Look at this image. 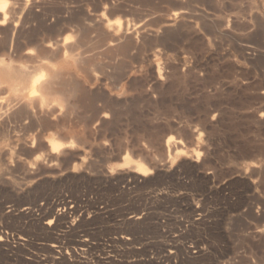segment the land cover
<instances>
[{
  "label": "rangeland",
  "instance_id": "obj_1",
  "mask_svg": "<svg viewBox=\"0 0 264 264\" xmlns=\"http://www.w3.org/2000/svg\"><path fill=\"white\" fill-rule=\"evenodd\" d=\"M18 1L0 103L17 67L67 92L0 104V264H264V0Z\"/></svg>",
  "mask_w": 264,
  "mask_h": 264
},
{
  "label": "bare ground",
  "instance_id": "obj_2",
  "mask_svg": "<svg viewBox=\"0 0 264 264\" xmlns=\"http://www.w3.org/2000/svg\"><path fill=\"white\" fill-rule=\"evenodd\" d=\"M14 1V0H13ZM21 2H22V0H20ZM37 1V0H36ZM39 1V0H38ZM11 2H12V0H11ZM17 2H19L18 0H17ZM46 2V1H45ZM44 1H43V3H45ZM13 3H16V2H13ZM26 3H28V2H26ZM41 3H42V0H41ZM9 4H12V3H10V1H9ZM9 4H7L8 6H9ZM33 4H35L34 2H33ZM14 5V4H13ZM28 4H25L24 2H22V3H20V5L18 6V7H11L9 10H6V11H9V16L11 15V13L13 14V16H10V17H12V21H13V26L14 27H17V28H20V27H18V26H20V21H19V17H18V19H17V17L15 16L14 17V14H15V11H16V9L15 8H17V11L18 12H20L21 13V11H23L26 7H27V10H30L29 8H28V6H27ZM31 5H32V3H31ZM30 5V6H31ZM44 5V4H43ZM17 6V5H16ZM29 6V7H30ZM35 6V5H34ZM34 6L32 5V7L34 8ZM39 6V5H38ZM50 6V5H49ZM40 7H41V5H40ZM5 8H6V4L5 3H0V14H1V17H0V25H3L5 22H6V20H8V16H7V12L5 11ZM32 9V8H31ZM36 9H39V8H36ZM35 9V10H36ZM44 9H46V7L44 8ZM50 9V8H49ZM33 10V9H32ZM61 10V9H60ZM64 10V9H63ZM31 11V10H30ZM26 12V11H25ZM64 12V11H63ZM67 12H68V10H67ZM66 12V13H67ZM29 14V13H28ZM27 14V15H28ZM35 14V13H34ZM17 16H18V14H16ZM31 15H33V14H31ZM30 15V17H32ZM56 16V15H55ZM50 17V16H49ZM52 17H54V16H52ZM51 17V18H52ZM91 17V16H90ZM101 17V16H100ZM99 17V18H100ZM26 18V17H25ZM33 18V17H32ZM66 18V17H65ZM24 18L22 17V20H23ZM29 19V18H28ZM35 19V18H34ZM37 19V18H36ZM41 19V18H40ZM42 19H43V17H42ZM90 19H93V18H90ZM98 19V18H97ZM20 20H21V18H20ZM61 20H62V18H61ZM95 20V19H94ZM101 20V19H100ZM107 20V19H106ZM10 21V20H9ZM11 21V22H12ZM32 21V20H31ZM54 21V20H53ZM56 21V20H55ZM169 21V20H168ZM36 21L34 20V22L33 23H35ZM42 22V21H41ZM88 22V21H87ZM89 22H92L91 20L89 21ZM101 22V21H100ZM28 23V22H27ZM32 23V22H31ZM98 23V22H97ZM38 24V20H37V22H36V25ZM40 24V23H39ZM83 24H85L84 22H83ZM91 24H93V22L91 23ZM91 24H89V26H91ZM95 24V23H94ZM31 25V24H30ZM40 25H42V24H40ZM39 25V26H40ZM44 25V24H43ZM46 25V24H45ZM45 25H44V27H45ZM81 25H82V23H81ZM80 25V26H81ZM95 25H100V24H95ZM11 26V25H10ZM35 26V25H34ZM50 26V25H49ZM88 26V28H91V27H89ZM101 26V25H100ZM99 26V27H100ZM109 26H110V24H109ZM1 27V26H0ZM5 27V26H4ZM32 27V26H31ZM36 27V26H35ZM37 27H38V25H37ZM44 27H41V28H43V30H44ZM86 27V26H85ZM93 27V26H92ZM95 27V26H94ZM93 27V28H94ZM3 28V27H2ZM26 28H27V24H26ZM40 28V27H39ZM45 28H47V27H45ZM112 28V27H111ZM110 28V29H111ZM4 29V28H3ZM3 29H2V31H3ZM6 29V28H5ZM5 29H4V33L7 31V33H9V31L8 30H6L5 31ZM12 30H13V27L11 28ZM52 29V28H51ZM101 29V28H100ZM121 29H122V27H121ZM35 30V29H34ZM83 30H85V29H83ZM14 31L15 30H13V33L12 34H14ZM27 31V30H26ZM45 31V30H44ZM78 31H79V29H78ZM82 31V30H81ZM96 31V27H95V29H94V32ZM106 31V30H105ZM0 32H1V30H0ZM37 32V31H36ZM45 32H47V31H45ZM50 33L52 32L51 30L49 31ZM80 32V31H79ZM90 32H92V30L90 31ZM119 32V31H118ZM122 32V31H121ZM128 32H130V31H128ZM16 33V32H15ZM43 33V32H42ZM56 33V32H55ZM131 33V32H130ZM51 34H53V33H51ZM125 34V33H124ZM123 34V35H124ZM6 35V34H5ZM4 35V36H5ZM37 35V34H36ZM44 35V34H43ZM42 35V36H43ZM54 35V34H53ZM52 35V36H53ZM90 35V34H89ZM118 35V34H117ZM127 35V34H126ZM7 36V35H6ZM24 36V35H23ZM41 36V35H40ZM49 36V35H48ZM84 36V35H83ZM119 36H121V34H119ZM130 36H132V35H130ZM9 37V36H8ZM31 37V36H30ZM109 37V36H108ZM112 37V36H111ZM114 37V36H113ZM11 38H12V36H11ZM16 38V37H15ZM24 38V37H23ZM26 38V37H25ZM28 38H29V36H28ZM49 38V37H48ZM54 38H55V40H57L56 39V37L54 36ZM83 38V37H82ZM88 39H89V37H87ZM98 38V37H97ZM103 40L104 39H106V38H103V37H101ZM17 39V38H16ZM21 39V38H20ZM44 40H45V38H43ZM75 39H77V37L75 38ZM74 39V40H75ZM79 39V38H78ZM84 39V38H83ZM96 39V38H95ZM22 40V39H21ZM24 40V39H23ZM26 40V39H25ZM32 40V39H31ZM35 40V39H34ZM48 39L46 38V41H47ZM59 40L60 39H58L57 41L59 42ZM80 40V39H79ZM85 40H86V37H85ZM85 40H83L82 42H85ZM91 40V39H90ZM110 40H112V39H110ZM19 41V40H18ZM33 41V40H32ZM43 41V40H42ZM73 41V40H72ZM87 41V40H86ZM89 41V40H88ZM88 41H87V43H88ZM97 41V40H96ZM112 41H114V40H112ZM117 41V40H116ZM26 42H27V40H26ZM41 41H39V43H40ZM45 42V41H44ZM49 42V41H48ZM55 42V41H54ZM53 42V43H54ZM81 42V41H80ZM118 42H119V40H118ZM12 43V42H11ZM10 43V44H11ZM14 43H15V41H14ZM16 43H17V40H16ZM19 43V42H18ZM18 43H17V45H18ZM35 43V42H34ZM33 43V44H34ZM67 43H69L68 42V39H64V41H63V46L65 45L66 46V44ZM73 44H74V42H72ZM100 43V42H99ZM113 43H116L115 41L114 42H112V44ZM126 43V42H125ZM27 44V43H26ZM31 44V43H30ZM35 44H37V43H35ZM50 44V43H49ZM55 44V43H54ZM82 44H84V43H82ZM97 44V42L96 43H92V45L93 46H95ZM101 44H103L102 42H101ZM100 44V45H101ZM106 44H107V41H106ZM111 44V45H112ZM21 45V44H20ZM38 45V44H37ZM60 45V44H59ZM72 44H70V46L68 47V49H70V50H72V49H74L72 46H71ZM98 45V44H97ZM111 45H109V44H107V47H108V49H107V47H105L106 48V50H109L110 51V47H116V45H114L113 44V46H111ZM119 45V44H118ZM121 45V44H120ZM118 46V47H121V46ZM19 46V45H18ZM27 46H29L28 44H27ZM33 46V45H32ZM31 46V47H32ZM49 45H47L46 47H48ZM53 46V45H52ZM68 46V45H67ZM67 46L65 47V48H67ZM74 46V45H73ZM105 46V45H104ZM110 46V47H109ZM13 47H15V46H13ZM12 47V48H13ZM22 47H23V44H22ZM37 47V46H36ZM46 47H44L45 49H43V50H40L39 51V56L38 55H35L31 50H25L26 48H24V50H22L21 48H19L18 47V49H16L15 50V52L13 53L14 55H15V59L14 60H16V56H18V61H19V58H21L20 60H22V59H24V60H26V61H28L29 63H30V66L31 67H33V69L35 70V71H37V70H42L43 71V69H44V63L40 60V58L42 59V58H45V57H48L51 53H50V51L51 50H47L46 49ZM55 47H57V46H55ZM60 47L61 46H59V51H60ZM75 47V46H74ZM88 47V46H87ZM100 47V46H99ZM102 47V46H101ZM57 48H55L56 50H58ZM62 48V47H61ZM90 48H91V46H90ZM76 49V48H75ZM96 49H98V48H95L94 50H96ZM102 49H104V47H102ZM112 49V48H111ZM116 49V48H115ZM114 49V50H115ZM123 49H126V48H123ZM7 50H9V49H7ZM37 50H39L38 48H37ZM89 50V48H87V51ZM92 50V52H94L93 51V48L91 49ZM122 50V49H121ZM55 51V50H54ZM62 51H64V50H62ZM98 51V50H97ZM101 51V50H100ZM103 51H105V50H103ZM10 52V51H9ZM8 52V53H9ZM13 52V51H12ZM52 52V51H51ZM68 52V51H67ZM82 52H84V51H82ZM105 52H108V51H105ZM11 53V52H10ZM81 52H79V54H80ZM88 53V52H87ZM6 54V53H5ZM60 54V53H59ZM65 54V53H64ZM78 54V55H79ZM93 54H96V53H93ZM102 54H104L103 52H102ZM9 55H11V54H9ZM55 55V54H54ZM73 55V54H72ZM72 55H70V57L72 58L73 56ZM77 55V56H78ZM92 55V54H91ZM60 56V55H59ZM62 56V55H61ZM74 56H75V54H74ZM81 56H82V54H81ZM83 56H86V54L84 55L83 54ZM82 56V57H83ZM87 56H88V54H87ZM90 56V55H89ZM52 57V56H51ZM82 57L80 58L79 57V59H81V61H83V59H82ZM93 57V56H92ZM2 58V57H1ZM74 58H76V57H74ZM84 58V57H83ZM13 59V58H12ZM86 59H89V58H86ZM4 60V59H3ZM85 60V59H84ZM90 60V59H89ZM17 61V62H18ZM73 61H76V60H73ZM80 61V60H79ZM79 61H78V63H79ZM80 61V62H81ZM83 62H86V60L85 61H83ZM1 63V62H0ZM11 63H13V61L11 62ZM11 63H10V65H11ZM20 63V61L18 62V64ZM76 63V62H75ZM33 66H32V65ZM83 64V63H82ZM14 65V64H13ZM76 65H77V63H76ZM75 65V66H76ZM79 65H81V63L79 64ZM79 65H77V67L79 66ZM7 66V65H6ZM19 66V65H18ZM53 66V65H52ZM16 67V66H15ZM20 67H21V65H20ZM80 67V66H79ZM96 67V66H95ZM10 68H12V67H10ZM18 68V70L19 71H21V75H20V78H22L23 80L25 79L26 80V83L24 84V85H21L20 83H19V87H16L15 86V88H13L14 89V91H18L19 93H14L13 95H12V97L10 96V99H9V101L7 102L5 99H4V101H2V102H5V104H6V106H8V105H12V108H14V106L15 105H17V107L16 108H18V105H20L21 106V108H23L24 109V111H25V114H30V112L32 111L31 109H33L32 107L33 106H38V108H40L42 105H43V103L45 102L44 101V99L46 98V97H49V96H52V95H54V94H56L57 95V93H58V91H59V88H58V85H57V87H56V84L58 83V81H57V83H55L54 81H52L53 80V78H55L54 77V75H52L53 76V78H52V80H51V78H50V80H48L47 78H45L44 77V73L43 72H41V73H39V74H37V73H31V72H27L26 70H20V68L19 67H17ZM24 68V67H23ZM22 68V69H23ZM53 68V67H52ZM12 69H14V68H12ZM27 69V68H26ZM80 69V68H79ZM17 70V71H18ZM33 70V72H35ZM67 70V69H66ZM95 70V69H94ZM75 71V70H74ZM73 71V72H74ZM69 72V71H68ZM63 73V72H62ZM70 73V72H69ZM72 73V72H71ZM54 74H58L57 72L56 73H54ZM61 75V74H60ZM65 76H66V74H65ZM59 77V76H58ZM62 77V76H61ZM72 77V76H71ZM73 77H75V76H73ZM57 80V79H56ZM76 80H78V79H76ZM60 81V80H59ZM73 82V81H72ZM60 83V82H59ZM58 83V84H59ZM62 83V82H61ZM18 85V84H17ZM61 85V84H60ZM63 85V84H62ZM2 86V85H1ZM66 86V85H65ZM69 86H70V84H69ZM4 88V87H3ZM67 88V87H66ZM70 88H71V86H70ZM77 88V87H76ZM1 89V88H0ZM62 89V88H61ZM64 92H67L65 89L63 90ZM62 91V92H63ZM69 91V90H68ZM73 91V90H72ZM80 91V90H79ZM62 92L60 93L61 95H63L62 94ZM7 93V92H6ZM58 93V94H59ZM70 93V92H69ZM8 94V93H7ZM66 94V93H65ZM64 94V95H65ZM75 94V93H74ZM63 95V96H64ZM70 97V96H69ZM73 97V96H72ZM71 97V98H72ZM76 97V96H75ZM3 98V97H2ZM56 98V97H55ZM57 98H58V96H57ZM68 97H67V95H66V98L65 99H67ZM7 99V98H6ZM56 100V99H55ZM69 100V99H68ZM82 100V99H81ZM56 101H58V100H56ZM1 102V103H2ZM51 102V101H50ZM62 102V101H61ZM0 103V104H1ZM47 103H49V101L47 102ZM50 104V103H49ZM48 104V105H49ZM55 104V103H54ZM54 104H52L53 106L52 107H54L55 105ZM59 104H60V102H59ZM63 104V103H62ZM68 104H70V103H68ZM93 104V103H92ZM40 106V107H39ZM65 106V105H64ZM51 107V105H49V107H48V109ZM2 108H4V111H5V105H0V110H2ZM12 108H10V109H12ZM20 108V109H21ZM45 108V107H44ZM8 109V108H7ZM6 109V111L7 112H9L8 110ZM9 109V110H10ZM46 109V108H45ZM48 109H46V110H48ZM51 109V108H50ZM14 110H16L15 108H14ZM19 110V109H18ZM36 110V109H35ZM52 110V109H51ZM58 110V109H57ZM3 111V112H4ZM17 111V110H16ZM55 111L56 110H54V112H51V113H55ZM59 111V110H58ZM18 112V111H17ZM20 112H22V110L20 111ZM39 112V111H38ZM49 112V111H48ZM60 112V111H59ZM62 112V111H61ZM1 113L2 112H0V115H1ZM13 113H16V112H14L13 111ZM33 113V112H32ZM34 113H37V110H36V112L34 111ZM44 113V112H43ZM47 113V112H46ZM45 113V114H46ZM51 113L49 114V116L51 115ZM64 113V112H63ZM3 114H5V113H3ZM7 114V113H6ZM24 114V115H25ZM11 116H13L12 115V113L10 114ZM23 115V114H22ZM36 115H38V113L36 114ZM47 115V114H46ZM55 115V114H54ZM5 116V115H4ZM7 116V115H6ZM8 116H9V114H8ZM14 116H17V114L16 115H14ZM21 116V115H20ZM19 115H18V117H20ZM35 116V115H34ZM43 116H45V115H43ZM53 116V115H52ZM46 117V116H45ZM44 117V119H46ZM81 117V116H80ZM1 118V117H0ZM3 119H4V117H2ZM12 118V117H11ZM10 118V119H11ZM15 118V117H14ZM13 118V119H14ZM24 118V117H23ZM29 118V117H28ZM30 118H32V116H30ZM30 118H29V122H31L30 121ZM33 118H36V116L35 117H33ZM38 118V117H37ZM16 119V118H15ZM20 119V118H19ZM25 119H26V117H25ZM42 119H43V117H42ZM37 120H39V118L37 119ZM4 121V120H3ZM2 121V122H3ZM8 121H10V120H8ZM21 121V120H20ZM35 121V120H34ZM2 122H0V123H2ZM5 122H7L6 121V119H5ZM14 122H16V121H14ZM22 122V121H21ZM50 122V121H49ZM54 122V121H53ZM4 123V122H3ZM17 123H19V122H17ZM34 123V122H33ZM10 124H12V123H10ZM34 125H36V123L34 124ZM23 127V126H22ZM27 127V126H26ZM24 128V127H23ZM28 128V127H27ZM14 129V128H13ZM12 129V130H13ZM16 130V129H15ZM7 131V130H6ZM1 133H2V131H0ZM9 131H7V133H8ZM3 134V133H2ZM2 136H4V135H2ZM6 136V135H5ZM168 144L171 142V140L170 139H168ZM174 142H175V140H174ZM179 142V141H178ZM177 142V143H178ZM52 143V142H51ZM176 142H175V144H177ZM172 144V143H171ZM174 144V143H173ZM172 144V145H173ZM179 144V143H178ZM51 145V144H50ZM1 146V145H0ZM51 146H53V145H51ZM50 146V147H51ZM176 146V145H175ZM174 146V147H175ZM180 146V145H179ZM57 147V146H56ZM178 148V147H177ZM181 148V147H180ZM3 149V148H2ZM5 149V148H4ZM57 149V148H56ZM6 150H7V148H6ZM53 150H55L54 148H53ZM8 151V150H7ZM6 152V151H5ZM15 152V151H14ZM0 153H1V150H0ZM3 154V153H2ZM9 154V153H8ZM7 154V155H8ZM1 157V156H0ZM3 157H4V155H3ZM127 162V161H126ZM133 168V167H132ZM141 170V169H140ZM148 171V170H147ZM135 173V172H134ZM137 174V173H136ZM140 174H142V175H145V174H143V173H140ZM138 175V174H137ZM149 175V174H148ZM146 176V175H145ZM144 177V176H143ZM26 209H29V208H26ZM31 209V208H30ZM53 211V210H52ZM50 213V212H49ZM69 213V211L68 210H64V212L61 214V215H66V214H68ZM54 214V213H53ZM53 214H51V215H53ZM57 214V213H56ZM63 216V217H64ZM139 216V215H138ZM53 217H56V216H53ZM133 217L134 216H131L130 218H131V221L133 220ZM51 222V221H50ZM50 222H46V224H50ZM54 247H58V245H55ZM81 250V249H80ZM83 251V250H82Z\"/></svg>",
  "mask_w": 264,
  "mask_h": 264
},
{
  "label": "snow or ice",
  "instance_id": "obj_3",
  "mask_svg": "<svg viewBox=\"0 0 264 264\" xmlns=\"http://www.w3.org/2000/svg\"><path fill=\"white\" fill-rule=\"evenodd\" d=\"M37 159H39V157H37Z\"/></svg>",
  "mask_w": 264,
  "mask_h": 264
}]
</instances>
